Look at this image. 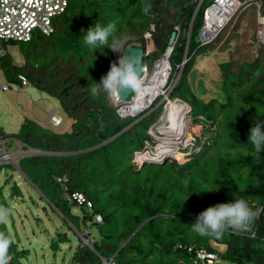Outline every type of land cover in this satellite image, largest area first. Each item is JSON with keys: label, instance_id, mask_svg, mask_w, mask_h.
<instances>
[{"label": "trees", "instance_id": "obj_1", "mask_svg": "<svg viewBox=\"0 0 264 264\" xmlns=\"http://www.w3.org/2000/svg\"><path fill=\"white\" fill-rule=\"evenodd\" d=\"M214 2L70 0L68 9L55 18L53 34L36 32L28 42L3 43L4 49L8 43L17 45L21 55L20 62L8 52L0 55L6 80L22 87L24 77L58 100L72 120L71 129L63 132L27 120L12 136L26 152L15 158L19 171L60 220L51 222L55 261L62 245L72 250L71 233L79 244L68 264H195L201 251L219 254L224 264H264V150L257 152L248 141L254 123L264 126V46L256 35L257 7L244 5L212 43L202 45L199 32ZM146 4L151 5L148 14L142 11ZM97 21L114 23L113 36L124 47L135 45L146 52L152 40L155 51L145 64L161 59L172 33L179 30L171 54L172 80L178 66L185 59L187 63L170 98L187 103L191 115L196 114L195 124L203 128L188 162L169 159L138 170L134 154L145 149L148 131L162 115L164 103L155 109L159 100L153 110L122 119L103 91L99 98L90 95V86L99 83L121 55L107 46L92 48L83 42ZM180 53L184 58L177 63ZM222 54L218 78L210 87L197 60ZM3 135L0 140L9 145ZM11 149L15 152L18 147ZM7 168L17 167L0 165V209H11L7 186L10 198H24L18 183L11 185ZM73 194L84 195L87 202L78 207ZM235 199L245 200L256 215L255 238L231 228L221 238L192 231L207 207ZM0 232L12 240L8 264H25L30 251L20 248L18 232L14 236L5 222L0 223ZM89 237L92 245L84 243Z\"/></svg>", "mask_w": 264, "mask_h": 264}, {"label": "clouds", "instance_id": "obj_2", "mask_svg": "<svg viewBox=\"0 0 264 264\" xmlns=\"http://www.w3.org/2000/svg\"><path fill=\"white\" fill-rule=\"evenodd\" d=\"M150 8H151V5L146 4L143 6L142 11L144 12V14H148L150 11ZM176 30H177L178 36H179V30L178 29H176ZM114 31H115V24L114 23H108L107 25H104L101 23V21H97L94 25H92L90 28H88L86 32L84 31L86 34L83 37V42L87 46L92 47V48H99L101 46H107L111 51L121 54L118 61H113L111 63L110 70L107 72L106 75H102L100 82L99 83L94 82L90 86V95L93 98H99V96L101 95V92L103 91L110 98L113 105L117 108V113H118V109L121 106L132 101L133 98H136L137 101L139 100V95L141 93V89H142V85H143L142 78L145 77L146 68L148 69V72H149V77H148L147 81H149V78H151L154 75L155 70H156V64L167 61L170 63L173 71H174V68H173V65L171 63V56H170V60H166L162 57L161 59L154 62L153 71L150 72L148 66L145 64V58L148 57L151 53H153L155 51V45H154L153 41L151 40L148 44V48H147L146 52L143 49L144 55H145V58H144L145 72H144L143 77L141 78V75L137 70L135 61L129 55L123 54L124 50L127 47L135 46V45H129V46L125 47L124 50L121 52L123 45H122V42L119 40V38H117L116 36H113ZM110 37H111V41H110ZM147 37H149V36H147ZM177 39H178V37H177ZM12 42H14V41H12ZM175 44H176V42H175ZM174 46H173V49H174ZM138 48H140V47H138ZM4 50H5V52H7L6 49H4ZM4 55H1V56H4ZM186 63H187V60H186ZM181 72L182 71H179L178 75L181 76ZM172 75H173V72H172ZM180 76H179V79H180ZM21 77H20V79H21ZM171 80H172V77H171ZM171 80L168 83V88H170L173 85L174 80H172V81ZM178 82H179V80H178ZM178 82H177V84H178ZM177 84L175 85V87L177 86ZM28 86H30L28 82H27L26 86L23 85V83H22L23 88L28 87ZM145 88H147V87H143V89H145ZM3 89L7 90L8 86H4ZM127 89L134 90L133 94L124 102L115 101V99L113 97H116L117 95H121V92H123ZM145 97H146V99H149L151 97V94H147V96H145ZM159 100H160V102L156 105L155 109L164 103L163 113L160 116V118L158 119L157 123L154 126H152L150 128V130L148 131V133L150 135V139L146 142L145 149L143 151L136 152L134 154V157H133V161L135 164H137L138 170H140V167L144 163H148V161H146V162L141 161V159H140L141 154L142 155L148 154L150 157H156L157 156V152H158L157 149L161 143V140L164 137H166L159 132V128L164 126V125L166 127H169L167 117H168V109L171 107L172 103L185 104L186 106H188L190 108V112L188 115L190 125H189V129H188V135L186 137L189 139H193L194 144H196L197 138L202 137V133L198 136L191 135V127H193L194 125H196L198 128H200V130L203 132L202 126L195 124L191 121V113H192L191 107L187 103L183 102L180 99L172 100L170 98V94L168 96V100L171 103V105H170V107L167 108V111H165V109L168 105V101L164 100V98L162 96L158 95V96L154 97V99L150 102L149 106H147L145 109H143L139 112H135L134 108H132V109H130V110H132L131 112H129L130 110H128V112H127L128 116L125 118L120 116L119 113H118V115L122 119H127L129 117H138L141 114H143L149 110H153V106ZM59 120L60 119L57 116H55V113H53L52 114V122L54 121V125L57 127L62 125V120L60 122H59ZM248 141L254 146V148L257 152L264 150V126H262L260 123H254L253 126L249 130ZM147 143H149V145H150L149 149H147ZM3 145L6 146V143L3 142ZM4 146L3 147L0 146V153H1L0 157L2 158V154L5 153V154L10 156V159L6 160V162L1 163V164L9 163V164L15 165V163H16L15 158L18 156H23L26 154V152H24L23 149L19 145L17 146L18 149L15 152H7L6 149L4 148ZM195 149H198V147H196V145L192 149V153L194 152ZM188 152H189V149H186L185 151H180V152L178 151V154L182 156V160L175 158V157H172V156H168L163 161L154 162V163L163 164L166 160L170 159V160H175V161L179 162L180 164H184V163L188 162L192 153L189 156H184L182 153H188ZM37 154H39V153H31V154L28 153L27 155H37ZM137 154H139L138 161H136V155ZM15 166L18 169V164ZM74 195H76V194H73L71 196V198L76 202V205L78 207H80L82 204L87 202L86 198L84 197L85 202H83L82 204H79L77 199L74 198ZM80 195H82V194H80ZM88 206L91 207L90 202H88ZM8 214L9 213L7 210L0 209V223L4 222L6 220ZM253 215H254V213H253L252 209L249 207L248 203L243 199H235L232 202H228V203H217L213 206L207 207L204 211L199 213V215L196 218V222L192 224V231L195 232L196 234L202 236V237L212 236L215 238H221L223 236L224 231L227 228H231L233 230L242 232V234H244L246 237L255 238L256 233H255L254 229L251 232H245V231L240 230L243 228L245 222L248 221ZM96 221L98 223L102 222L101 216H96ZM11 243H12V240H11L10 235H6L5 233L0 232V264H8V261H9L8 251H9V248L11 246ZM84 243L86 245H92L93 240L89 237V238L84 240ZM209 253L216 255V257H217L216 260L219 262L221 261L219 254L214 253V252H209ZM220 264H224V263L220 262Z\"/></svg>", "mask_w": 264, "mask_h": 264}, {"label": "rangeland", "instance_id": "obj_3", "mask_svg": "<svg viewBox=\"0 0 264 264\" xmlns=\"http://www.w3.org/2000/svg\"><path fill=\"white\" fill-rule=\"evenodd\" d=\"M210 1V0H209ZM251 7L246 10L250 12ZM57 22V20H56ZM55 24V20H54ZM55 27V26H54ZM123 45V44H122ZM124 45L121 51L124 50ZM8 54L15 58L16 62L21 61L19 47L14 44H7ZM184 54H178V61H182ZM225 55H211L209 57L198 58L197 68L200 75L204 77L208 86H212L218 78V63L223 61ZM150 72L154 68V60L148 59L146 62ZM8 86L7 90L3 87ZM163 97V96H162ZM55 113L62 125L57 127L52 122V114ZM27 120H34L44 127L51 128L57 131H69L71 129L72 120L64 113L58 100L51 98L49 95L38 91L33 86L21 87L17 83H9L3 76L0 70V134L7 137L6 141L9 145L4 146L0 140V146L6 149L10 147L16 149L17 142L12 138L20 132L22 125ZM196 114L191 115V121L195 123ZM192 126V125H191ZM202 133L196 125L191 127V135L198 136ZM10 137V138H8ZM1 155V153H0ZM3 156V154H2ZM1 158V157H0ZM6 162L3 157L0 159V164ZM18 162L15 163L17 165ZM8 174L12 176L11 185L15 181L20 186L24 198L12 199L10 195V186L5 187V195L8 198V203L11 209L2 208L8 211V216L4 221L10 231L15 236L18 232L20 240V248L28 249L30 257L25 264H68L74 249L78 246V239L73 234L69 233L72 239V250H69V245H62L63 250L58 252L57 260L54 259V253L50 248V238L54 234V226L51 224L53 220L58 223L60 220L55 213L50 209L48 202L41 199L39 192L29 183L17 168H7ZM5 173H2V181H5ZM79 212V210L77 211ZM39 220L41 221L40 224ZM59 220V221H58ZM60 225V223L58 224ZM45 226L49 232L44 229ZM93 233L94 230H93ZM18 237V236H17ZM264 247V242L262 243ZM67 257L65 258V254Z\"/></svg>", "mask_w": 264, "mask_h": 264}, {"label": "built area", "instance_id": "obj_4", "mask_svg": "<svg viewBox=\"0 0 264 264\" xmlns=\"http://www.w3.org/2000/svg\"><path fill=\"white\" fill-rule=\"evenodd\" d=\"M248 3H253L257 7V39L264 46V0H215V2L207 8L205 13L204 26L199 32V38L202 45L212 43L220 34V32L233 19L235 14ZM70 0H0V54L6 52L3 47V42H28L32 39L36 32L49 36L54 33V20L56 17L63 14L69 7ZM186 64V60L178 66L177 69L182 71ZM172 67L169 62L156 64L154 75L149 78L148 69L146 68L145 77L142 78L143 87L152 88L155 83L160 84L159 96H163L164 100L168 101L165 109L170 107L171 103L168 100L170 92L173 90L179 80L178 75L173 85L168 88V83L172 77ZM23 85H27L25 78L21 77ZM137 103V99L133 98L129 103L121 106L118 113L123 118L127 117L128 110L132 109ZM193 139L186 136L179 140L178 151L189 149L188 153H182L184 156H189L195 144ZM150 145L147 143V149ZM150 151V150H149ZM3 159L9 160L10 156L3 153ZM139 159V154L136 155V161ZM74 198L79 204L85 202L83 195L76 194ZM260 212V211H259ZM256 215H253L245 222L241 231L251 232L254 229ZM216 255L201 251L197 254L195 264H220L216 260Z\"/></svg>", "mask_w": 264, "mask_h": 264}, {"label": "bare ground", "instance_id": "obj_5", "mask_svg": "<svg viewBox=\"0 0 264 264\" xmlns=\"http://www.w3.org/2000/svg\"><path fill=\"white\" fill-rule=\"evenodd\" d=\"M159 86L160 84L155 83L152 88L141 89L139 100L133 107L135 112H139L149 106L154 97L158 96L160 91ZM147 94H151L149 99H146L145 97ZM131 111L132 110L129 112ZM189 112L190 108L185 104L172 103L171 107L168 109L167 120L169 127L164 125L159 128V132L166 137L161 140L157 149V156L150 157L148 154H141L140 159L142 162H161L168 156L182 160V156L178 154V142L180 139L188 135L190 125L188 119Z\"/></svg>", "mask_w": 264, "mask_h": 264}, {"label": "water", "instance_id": "obj_6", "mask_svg": "<svg viewBox=\"0 0 264 264\" xmlns=\"http://www.w3.org/2000/svg\"><path fill=\"white\" fill-rule=\"evenodd\" d=\"M177 37H178V32L176 30L171 35V38L169 40V48L166 50V52H165V54L163 56L164 59L170 60V56H171V53L173 51V46L175 45V42L177 40ZM123 54L129 55L135 61L137 70L140 73L141 78H142L143 75H144V72H145V67H144V58H145L144 50L141 49V48H138L136 46H129V47H127L124 50ZM133 92H134V90L127 89V90L121 92V95H117L116 97H113V98L115 99V101L124 102V101H126L133 94ZM145 164L152 165V164H156V163H154V162L144 163L140 167V169Z\"/></svg>", "mask_w": 264, "mask_h": 264}]
</instances>
